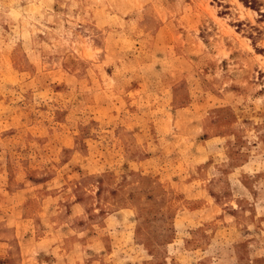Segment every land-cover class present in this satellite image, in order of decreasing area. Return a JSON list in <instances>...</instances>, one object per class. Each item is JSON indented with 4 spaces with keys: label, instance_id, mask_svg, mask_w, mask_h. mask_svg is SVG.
<instances>
[{
    "label": "rangeland",
    "instance_id": "374dc122",
    "mask_svg": "<svg viewBox=\"0 0 264 264\" xmlns=\"http://www.w3.org/2000/svg\"><path fill=\"white\" fill-rule=\"evenodd\" d=\"M257 0H0V264H264Z\"/></svg>",
    "mask_w": 264,
    "mask_h": 264
},
{
    "label": "crops",
    "instance_id": "0c3cea01",
    "mask_svg": "<svg viewBox=\"0 0 264 264\" xmlns=\"http://www.w3.org/2000/svg\"><path fill=\"white\" fill-rule=\"evenodd\" d=\"M257 1L258 2L256 3V9L255 10L253 9V11L257 16H260V14L258 13L264 12V0H257Z\"/></svg>",
    "mask_w": 264,
    "mask_h": 264
}]
</instances>
